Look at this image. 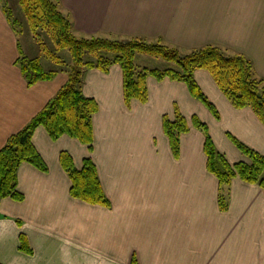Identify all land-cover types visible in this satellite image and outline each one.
I'll return each mask as SVG.
<instances>
[{
    "label": "crops",
    "instance_id": "0c3cea01",
    "mask_svg": "<svg viewBox=\"0 0 264 264\" xmlns=\"http://www.w3.org/2000/svg\"><path fill=\"white\" fill-rule=\"evenodd\" d=\"M77 38L141 39L187 54L217 46L249 58L264 79V0H59ZM0 5V151L66 85L59 70L50 82L28 87L18 66L21 53L41 59L29 38L20 40ZM152 69V68H150ZM62 70V71H60ZM195 80L219 113L211 112L184 83L147 80L148 101L126 105L123 73L86 70L85 97L97 102L90 152L64 136L52 141L40 127L33 145L46 173L30 164L19 169L23 201L0 203V264H264V191L240 179L228 188V209H220L221 190L207 169L204 134L231 164L249 159L236 139L264 157V125L247 108L235 109L211 75L196 71ZM176 110L189 132L181 136L175 158L163 130ZM67 152L75 168L91 158L110 207L74 199L71 180L60 163ZM24 237L28 252L21 249Z\"/></svg>",
    "mask_w": 264,
    "mask_h": 264
},
{
    "label": "trees",
    "instance_id": "16d2710c",
    "mask_svg": "<svg viewBox=\"0 0 264 264\" xmlns=\"http://www.w3.org/2000/svg\"><path fill=\"white\" fill-rule=\"evenodd\" d=\"M3 3L5 5L2 8L10 26L17 35L22 34L20 21L15 18L6 0H0V5ZM18 4L42 55L62 68L68 75V81L47 106L22 131L11 136L1 149L0 203L8 198L17 202L23 201V196L18 191L19 169L23 164H30L44 173L48 171L33 145V137L38 128H44L52 141L67 136L92 151L93 118L99 106L95 100L85 97L82 92V78L86 70L97 69L108 73L113 66H119L123 73L126 105L135 100L142 104L147 103L149 78L184 83L190 95L202 103L218 120L217 109L195 80L196 71L204 70L211 75L219 90L235 109H251L264 125V79L257 76L253 62L244 55L230 54L217 46H208L184 54L160 42L149 43L141 39L77 38L71 20L61 11L59 0H18ZM45 41H49L50 46ZM66 50L71 55L70 64H66L59 57V53ZM139 55L161 59L173 68L139 70L135 65L136 57ZM17 63L28 87H33L39 82H50L59 73L57 69L47 71L41 59H28L22 53ZM192 124L204 134L207 169L219 182L221 190L219 205L222 211L228 209V188L235 179L258 185L264 191L263 156L231 138L232 143L250 161L249 164L231 165L217 151L208 127L197 117L192 118ZM163 130L175 158H178L181 136L190 130L186 119L176 110L174 121L164 117ZM60 163L71 180L70 194L74 199L94 206L110 207L91 158L85 159L82 169L77 170L71 155L62 152ZM21 249L29 251L24 237L21 238ZM132 264H138L135 258Z\"/></svg>",
    "mask_w": 264,
    "mask_h": 264
},
{
    "label": "rangeland",
    "instance_id": "374dc122",
    "mask_svg": "<svg viewBox=\"0 0 264 264\" xmlns=\"http://www.w3.org/2000/svg\"><path fill=\"white\" fill-rule=\"evenodd\" d=\"M6 4H8V7H10L13 10L15 18L18 19L21 23L22 34H20V37H19L20 40H23L25 42V39L29 38L32 42L31 43L32 46L34 47V51H35V49L37 51L39 50V54H40L41 58H44L42 60L43 66L45 67V64L47 66V64L49 62H44L46 57H44L42 55L38 43L33 38V35L31 34V32L29 30V27H28V24L26 22L24 13L22 12L20 5L18 4V0H6ZM4 5H5L4 3L1 4V6H4ZM45 42L50 46L49 41H45ZM59 57L66 64L71 63V55H70L69 51L66 50V51L60 52ZM135 65L137 66V68L139 70H143V69H149L150 70V68L158 69V70H166L168 68H173L172 65H169L168 63L162 61L161 59H156V58H152V57L145 56V55L137 56L136 61H135Z\"/></svg>",
    "mask_w": 264,
    "mask_h": 264
}]
</instances>
